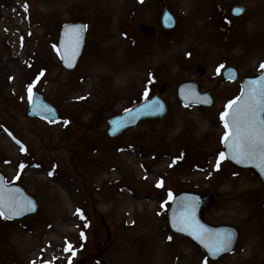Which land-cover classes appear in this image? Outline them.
Returning <instances> with one entry per match:
<instances>
[{
    "label": "rangeland",
    "instance_id": "1",
    "mask_svg": "<svg viewBox=\"0 0 264 264\" xmlns=\"http://www.w3.org/2000/svg\"><path fill=\"white\" fill-rule=\"evenodd\" d=\"M115 1L0 0V173L38 204L21 221L0 217V264H264V187L224 159L216 166L225 129L220 113L238 92L219 72L232 64L239 77L262 70L264 0H161L177 19L172 32L159 29V0ZM235 4L248 12L232 22L228 9ZM73 22L84 23L87 34L76 68L67 72L56 39L58 28ZM139 24L157 33L145 38ZM197 65L205 69L200 78ZM104 66L105 79L89 75ZM122 67L137 77L127 87L114 78ZM187 81L210 90L215 106H180L176 88ZM162 84L164 119L107 137L106 119ZM29 85L59 110V123L24 117ZM169 191L213 194L201 218L235 228L234 250L211 262L173 235Z\"/></svg>",
    "mask_w": 264,
    "mask_h": 264
},
{
    "label": "water",
    "instance_id": "2",
    "mask_svg": "<svg viewBox=\"0 0 264 264\" xmlns=\"http://www.w3.org/2000/svg\"><path fill=\"white\" fill-rule=\"evenodd\" d=\"M242 10H240L239 13H241ZM161 14H162V18L160 24L162 25L163 29L164 30L172 29L174 26V20L171 17V15L167 13V9L165 7H163V13ZM74 26H81V24L66 25V27L65 26L62 27L60 33V39H59V47L57 49L59 50V56L62 66L67 70L74 69L77 63V58H79L82 50L81 48L83 47L84 44L85 29L79 31V35L77 36V31L75 30ZM140 31L147 36H152V34H154L155 32L152 28L143 25L140 26ZM197 74L199 76L202 74L201 69H198ZM261 76H264V74H262ZM261 76L254 78V80L246 79L243 82V89L249 86V81L259 80ZM163 90L164 87L161 86L159 93L162 94ZM177 95L179 99L182 101V105L185 106L192 104H199V105L204 104L206 106H210L212 104L209 95L208 94L199 95L197 86L193 83L180 85L177 91ZM42 101H43L42 97L39 94L37 93L33 94L32 100L31 102H29L30 105L25 111V116L39 117L43 120H49V121L58 120L60 118L59 113L56 112V110L53 107H51L49 104H46ZM149 106H153L155 110H153ZM166 112H167L166 105L157 96H154L153 98L142 103V105L135 107L134 109L128 111L122 116L109 119L108 134L111 137L117 136L125 128L136 125L138 122L142 121V119L143 120L159 119L162 118L166 114ZM224 153L226 154V157H228L226 159L231 163V165H234L238 169L252 170L260 179L261 184L264 186V171H262L261 168L258 166V162L237 163L234 159L230 158L228 154V149L225 147V145H224ZM0 189H2V195L4 196L5 200H7L9 196H15L21 202L30 201L33 207V210L24 211L21 215H15L7 220H19L25 216L31 214L34 215V213L37 211V206H36L37 204L35 200L31 196H28L21 187L15 185L12 186L6 185L4 178L1 175H0ZM192 202H195V212H194L195 220L198 221V223L202 225L205 229H207L210 233L221 234V235H227L228 233H231L232 244L229 250L220 252L215 257H213L208 254L207 249L204 248V246L198 240L194 239L193 236L189 234V230H185V231L176 230V227L173 226L174 222L178 221L182 213L184 212V205L191 204ZM212 202H213L212 195L197 196V194L194 193H182L174 198L171 208H169L170 210L168 213V224L170 228L169 230H171L174 234L189 238L190 240L195 242L198 246H200L201 249H203L206 252L208 257L212 261H216L233 249L237 239L236 237L237 232L235 229L231 227H212L204 223L201 220V218H199L201 212L207 207H209V205Z\"/></svg>",
    "mask_w": 264,
    "mask_h": 264
},
{
    "label": "snow or ice",
    "instance_id": "3",
    "mask_svg": "<svg viewBox=\"0 0 264 264\" xmlns=\"http://www.w3.org/2000/svg\"><path fill=\"white\" fill-rule=\"evenodd\" d=\"M24 11L27 12L28 5L24 4ZM86 25L74 26L77 31L85 29ZM71 66V65H69ZM221 68L223 65L220 66ZM264 69V64H261ZM220 68L217 69V72ZM32 87L28 86L29 101L32 100ZM147 95V93H145ZM153 110V106H149ZM220 119L225 128L222 142L228 149L231 159L237 163L258 162V166L264 171V76L259 80L249 81V86L241 90V93L234 100H230L225 105V111L220 114ZM65 123H68L65 121ZM19 143V141H17ZM21 151L24 152V146L20 145ZM226 154L221 152L217 160V170H219L220 161L226 159ZM20 169L23 170L25 165L21 164ZM51 175V173H49ZM19 177H17L18 179ZM163 181L157 183V187L162 186ZM169 199H172V193L168 192ZM164 207V204H161ZM33 210L30 201L21 202L15 196H9L5 200L0 189V217L10 219L15 215H21L24 211ZM195 202L184 205V212L173 226L177 231L189 230V234L198 240L204 248L207 249L209 255L215 257L218 253L227 251L232 244V235L212 234L195 220ZM80 219H85L80 210H77ZM85 228L88 224L85 223ZM81 239H84V233L81 232ZM171 239V238H169ZM67 244V242H66ZM72 249L71 244H67L65 251ZM75 255V252L72 253ZM69 264L72 261L69 260Z\"/></svg>",
    "mask_w": 264,
    "mask_h": 264
},
{
    "label": "bare ground",
    "instance_id": "4",
    "mask_svg": "<svg viewBox=\"0 0 264 264\" xmlns=\"http://www.w3.org/2000/svg\"><path fill=\"white\" fill-rule=\"evenodd\" d=\"M110 2L112 3V5L113 4H115V0H110ZM112 5H110V6H112ZM113 10V9H112ZM108 66V65H107ZM104 68H106L105 70H100L99 68H96V67H94V68H92V71L90 72V76L93 78V77H95V78H99V76H102V78L101 79H105L106 78V75H104V74H106L107 72H110V71H108L107 70V67H105L104 66ZM104 75V76H103ZM115 77L114 78H116L117 79V82L119 83V86H125V87H127L128 86V84H129V82H131V80L133 79V78H137V77H135V75L134 74H131V73H129L127 70H126V68L125 67H122L121 68V70L120 71H117V72H115ZM106 171V170H105ZM28 245H26L25 247V249H29V248H31V246H29V242L27 241L26 242ZM28 246V247H27ZM121 252H122V249H119L116 253L117 254H119L120 256L121 255H124V254H121ZM121 259H123V256H121Z\"/></svg>",
    "mask_w": 264,
    "mask_h": 264
},
{
    "label": "flooded vegetation",
    "instance_id": "5",
    "mask_svg": "<svg viewBox=\"0 0 264 264\" xmlns=\"http://www.w3.org/2000/svg\"><path fill=\"white\" fill-rule=\"evenodd\" d=\"M236 72H237V71H236ZM238 74H239V72H238ZM238 76H239V75H238ZM206 91H207V90H206ZM208 91H210V90H208ZM210 92H211V91H210ZM237 94H238V92H235V96H237ZM235 96H234V97H235Z\"/></svg>",
    "mask_w": 264,
    "mask_h": 264
}]
</instances>
